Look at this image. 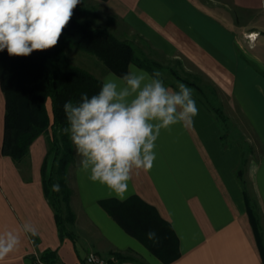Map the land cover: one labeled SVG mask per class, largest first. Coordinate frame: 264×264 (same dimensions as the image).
Wrapping results in <instances>:
<instances>
[{
	"label": "crops",
	"instance_id": "0c3cea01",
	"mask_svg": "<svg viewBox=\"0 0 264 264\" xmlns=\"http://www.w3.org/2000/svg\"><path fill=\"white\" fill-rule=\"evenodd\" d=\"M96 1L151 50L184 59L206 77L230 125L223 145L219 122L193 97L199 110L193 124L161 129L153 166L133 172L127 197H139L171 226L180 256L170 264H263L236 171L245 157L243 178L264 231V0H229L228 11L198 0ZM249 34L257 35L253 43ZM47 110L51 116L49 102ZM4 116L0 87V233L29 221L39 234H21L0 264H33L44 252L55 264H82L90 252L107 261L113 253L135 259L113 264H163L99 206L115 198L79 170L73 145L66 178L74 220L63 235L44 192L42 169L48 174L53 159L48 138L39 136L16 163L1 151ZM237 130L245 140L233 135Z\"/></svg>",
	"mask_w": 264,
	"mask_h": 264
},
{
	"label": "trees",
	"instance_id": "16d2710c",
	"mask_svg": "<svg viewBox=\"0 0 264 264\" xmlns=\"http://www.w3.org/2000/svg\"><path fill=\"white\" fill-rule=\"evenodd\" d=\"M74 11L84 13L78 5ZM145 42V41H144ZM69 43L79 51L97 58L105 68L104 73L122 76L129 64L148 74L164 67L144 56H137L132 46L117 40L103 29L91 27L72 16L65 27L58 44L44 51H34L27 57H10L6 50L0 52V87L5 98L4 136L2 154L14 162H21L29 153L31 144L41 135L48 136V154L53 155L48 174L44 164L45 196L54 211V219L63 235L68 236L66 225L74 220L70 208L71 190L67 183V171L73 159V147L67 135L61 133L66 126L63 105L66 101L76 102L81 93L89 96L99 91L101 79L91 72L72 64L64 52L63 45ZM146 43V42H145ZM147 44V43H146ZM177 81L193 89V97L219 122L221 142L228 144L229 120L218 104V95L214 86L203 90L196 82L179 77L176 72L166 69ZM50 104L51 116L47 110ZM243 149V146L240 144ZM247 159L242 158L236 176L242 186L246 213L249 218L256 245L264 264V231L255 201L249 196L244 181V167ZM59 184V191H52L51 186ZM99 206L127 234L141 243L163 264H170L179 258L178 239L171 226L164 221L157 211L137 196H131L124 202L115 199L101 200ZM65 215V216H64ZM154 230L160 238L153 243L147 233ZM54 255L44 252L40 259L53 264ZM134 262L128 255L113 253L107 264L115 262Z\"/></svg>",
	"mask_w": 264,
	"mask_h": 264
},
{
	"label": "clouds",
	"instance_id": "9594fccd",
	"mask_svg": "<svg viewBox=\"0 0 264 264\" xmlns=\"http://www.w3.org/2000/svg\"><path fill=\"white\" fill-rule=\"evenodd\" d=\"M81 0H0V52L27 57L34 51L55 47ZM193 89L177 82L176 90L165 86L159 70L151 74L129 64L114 78L106 77L100 89L78 101H66L63 111L67 135L75 148L79 170L99 182L113 197L124 202L134 171L150 170L156 159L154 148L161 129L182 124L191 126L198 115ZM59 191V184L51 186ZM21 234L37 236L29 221L16 230L0 233V257L13 252ZM153 243L160 238L147 233ZM88 264H103L89 253Z\"/></svg>",
	"mask_w": 264,
	"mask_h": 264
},
{
	"label": "rangeland",
	"instance_id": "374dc122",
	"mask_svg": "<svg viewBox=\"0 0 264 264\" xmlns=\"http://www.w3.org/2000/svg\"><path fill=\"white\" fill-rule=\"evenodd\" d=\"M198 1L207 7H214V5H218L222 10L225 11H228L231 5L229 0ZM79 5H81L85 12L76 13L74 11L73 16H75L77 20L80 22H85L93 28L108 31L117 40L130 44L137 56H144L161 64L164 69L160 70L159 72L161 73V79L164 81L165 86L176 90V84L178 82L169 74V72L166 70L167 68L173 69L176 74L183 79L196 82V84H198L205 91H207V86L212 85V83L208 81L206 77H203V75L199 73L194 66L188 63V61L180 58H165L161 54L151 50L149 44H146L142 39L130 33V31L127 30L125 26H123L108 13V11L100 4V2L96 0H81ZM63 47L66 56L72 64L88 70L94 76H96V78H101L100 76L105 72V68L97 58L79 51L69 43H65ZM220 100L222 102V99H220L218 95V104L221 106ZM233 135L237 137L238 140H245V137L242 135L240 130L233 132ZM45 137L48 138L47 135H45ZM49 159H51V157Z\"/></svg>",
	"mask_w": 264,
	"mask_h": 264
},
{
	"label": "built area",
	"instance_id": "2783aa9c",
	"mask_svg": "<svg viewBox=\"0 0 264 264\" xmlns=\"http://www.w3.org/2000/svg\"><path fill=\"white\" fill-rule=\"evenodd\" d=\"M255 38H256V35H254V34H249L248 35V40L251 43H253L255 41ZM93 254L98 258V260H102L103 261V264H107V260H105L104 258H102L101 256H99L98 254H95V253H93ZM88 255L86 256V258L84 259V261H83L82 264H88V261H87ZM33 264H50V263L43 262V261H41V259H40L39 256L34 255ZM53 264H55V263H53Z\"/></svg>",
	"mask_w": 264,
	"mask_h": 264
}]
</instances>
